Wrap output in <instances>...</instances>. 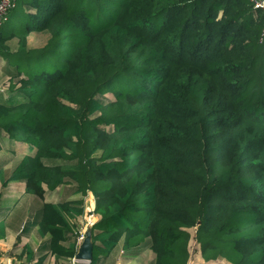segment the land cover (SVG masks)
Listing matches in <instances>:
<instances>
[{
  "label": "trees",
  "instance_id": "16d2710c",
  "mask_svg": "<svg viewBox=\"0 0 264 264\" xmlns=\"http://www.w3.org/2000/svg\"><path fill=\"white\" fill-rule=\"evenodd\" d=\"M263 30L250 0H15L0 136L34 151L0 183L79 197L37 211L55 262L71 264L90 193L88 264L145 248L187 264L192 228L205 262L264 264Z\"/></svg>",
  "mask_w": 264,
  "mask_h": 264
},
{
  "label": "crops",
  "instance_id": "0c3cea01",
  "mask_svg": "<svg viewBox=\"0 0 264 264\" xmlns=\"http://www.w3.org/2000/svg\"><path fill=\"white\" fill-rule=\"evenodd\" d=\"M17 30L16 28V31H14L12 27H10L3 32V37L7 39L6 44L13 52L17 49ZM34 34L37 35L38 33ZM27 44L33 48H38L32 46V42H29L28 39ZM11 64L12 62H6L0 58V94H3L2 98L6 100L9 99L12 94V91L10 92L12 81L9 74V70L12 68ZM21 78H24V76H21L20 79ZM5 80L9 82V86L3 89L1 86ZM0 137L5 138L4 143L0 144V171L5 173V177H7L6 174L9 175L14 170L21 157L32 154L34 150L28 148L24 144L7 140L6 136L2 135ZM25 186V182L23 181L9 182L4 186L0 183V202L3 199L2 201L8 202L9 204L5 209L1 210L0 208V222L5 225L6 232L5 237L0 238V264H66V260L55 262L54 257L48 252L49 238L39 237L36 226L38 221L37 213L39 212L38 210L41 204L43 202L55 203L61 200V196L64 195L61 190L62 188H56L51 191L45 189L44 199L42 201L33 195L27 194L25 192ZM66 197H68V199H79L78 196L72 195L71 192ZM19 203H21V205L17 209L18 214L10 216L8 211L16 207ZM24 204H31L33 208L31 206L29 207L36 211L32 220L27 217L28 208H23ZM83 218L84 214L77 222L80 223ZM96 220L95 218V221ZM146 250L148 252L144 253H146L145 257H148L147 260L141 254L131 259H121L118 255L114 264H153L154 255L150 250ZM80 264L88 263L81 262Z\"/></svg>",
  "mask_w": 264,
  "mask_h": 264
},
{
  "label": "rangeland",
  "instance_id": "374dc122",
  "mask_svg": "<svg viewBox=\"0 0 264 264\" xmlns=\"http://www.w3.org/2000/svg\"><path fill=\"white\" fill-rule=\"evenodd\" d=\"M7 28H10V26L8 27V25H7L5 27V29H4V31ZM29 36L30 37L28 38V41L32 42V46H34V47H42V46H44L46 41H47V38H48V35L45 34V33L37 34V35H35L34 33H31ZM8 86H9V82L7 80H5L2 83L1 88H3V89L4 88H8ZM113 97L114 96L111 93H106L102 97H97V98L107 101V100H113L114 99ZM61 190H62V193L64 194L61 197H64L66 195V193L70 192V190L68 189V186L62 188ZM93 199H94V197H92V195L90 193H88V195L83 198L84 209H85L84 218L81 219L80 223L77 222L78 226L81 228L82 231H85L86 228L91 227V225L95 222V218L96 217L93 216L92 212H91L94 209V207H93L94 200ZM2 200L0 202L1 210L5 209L9 205L8 202H4ZM20 205H21V203L17 204L16 207H14L11 210H9L8 214H10V216L17 215L18 214L17 209L20 207ZM29 206H31V204H24L23 208H28L27 209L28 210L27 217L30 220H32L33 215L36 214V212H35L34 209H31L32 206L31 207H29ZM92 207H93V209H92ZM188 232L190 233L191 238H190L189 244H188L189 258H188L187 264H228V262L225 259H217L215 261L205 262L202 259L201 254H200V246H199V244L196 242V240L194 238L195 228L189 229ZM144 252H148L146 250V248L141 253V255H143V257L146 256V253H144ZM145 258H146V260L148 259V257H145Z\"/></svg>",
  "mask_w": 264,
  "mask_h": 264
},
{
  "label": "built area",
  "instance_id": "2783aa9c",
  "mask_svg": "<svg viewBox=\"0 0 264 264\" xmlns=\"http://www.w3.org/2000/svg\"><path fill=\"white\" fill-rule=\"evenodd\" d=\"M252 3L253 10L257 13H260L264 16V0H250ZM15 0H0V31L3 25V20L5 14L9 8H11L14 4ZM264 33V30H263ZM92 212V211H91ZM85 231L81 230L80 236L77 240L78 244H80L84 238ZM81 262L76 261L74 258L71 260V264H79Z\"/></svg>",
  "mask_w": 264,
  "mask_h": 264
},
{
  "label": "water",
  "instance_id": "95a60500",
  "mask_svg": "<svg viewBox=\"0 0 264 264\" xmlns=\"http://www.w3.org/2000/svg\"><path fill=\"white\" fill-rule=\"evenodd\" d=\"M93 255L91 227L86 228L84 238L79 244L74 259L79 262L89 263Z\"/></svg>",
  "mask_w": 264,
  "mask_h": 264
}]
</instances>
